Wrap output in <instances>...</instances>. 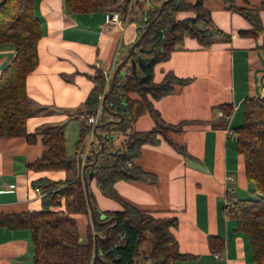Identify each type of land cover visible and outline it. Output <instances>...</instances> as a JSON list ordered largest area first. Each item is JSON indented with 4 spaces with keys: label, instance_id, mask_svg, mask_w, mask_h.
Segmentation results:
<instances>
[{
    "label": "crops",
    "instance_id": "0c3cea01",
    "mask_svg": "<svg viewBox=\"0 0 264 264\" xmlns=\"http://www.w3.org/2000/svg\"><path fill=\"white\" fill-rule=\"evenodd\" d=\"M117 1L107 0L103 10L70 13L64 0H34L43 35L38 45L39 63L27 78L30 132L40 134L48 125L61 126L67 136V125L82 121L77 109L83 106L94 85V72L100 69L106 82L112 77L119 58L127 54L139 31L138 24L126 17L122 24L110 21L112 12L117 10ZM262 1L234 0V3L246 6ZM134 4L136 0H132ZM149 5L147 0L144 9ZM205 6L223 34L203 47L195 36L187 33L170 57L154 67L156 80L170 70L189 78L174 92L155 101L167 122H187L182 129L168 132L177 146L163 137L158 144H144L136 163L155 174V179L118 180L115 187L124 199L139 208L177 216L173 232L180 249L190 256L178 259L175 264H253L247 235L237 230L236 221L225 213L230 199L250 198L254 194L235 133L230 135L228 130L242 124L246 97L264 96V31L256 37L241 36L239 30L251 26L242 14L228 7L224 0H205ZM194 15L192 10L177 13L178 18ZM260 15L264 25V9ZM151 54L144 56L149 60ZM14 55L12 42H0V73ZM129 68L137 77L147 74V68L140 64L135 69L130 65ZM222 103H232L234 110L228 124L218 126L223 115L217 106ZM153 125L148 111L140 113L133 122L137 130L151 129ZM97 142L95 137L92 149ZM43 149L40 136L35 142L22 136L0 137V213L40 209L43 192L40 187L39 190L38 186L33 187L35 178L46 175L59 179L80 173L78 168L70 173L31 169L29 163ZM74 152L68 153L75 155ZM89 187L101 210L122 208L118 200L102 193L95 177L89 179ZM71 217L80 241L85 242L89 216ZM211 235L221 237L223 250L212 247ZM34 252L28 228L0 225V264H35Z\"/></svg>",
    "mask_w": 264,
    "mask_h": 264
},
{
    "label": "trees",
    "instance_id": "16d2710c",
    "mask_svg": "<svg viewBox=\"0 0 264 264\" xmlns=\"http://www.w3.org/2000/svg\"><path fill=\"white\" fill-rule=\"evenodd\" d=\"M149 1V7L137 20L133 19L138 24V38L147 23L156 18L140 43V46L145 47L158 41L147 62V74L143 78L132 73L117 76L113 91L106 97V106L102 107L99 123L103 125L97 129L99 137L105 143L104 147L94 165L90 163L95 160L101 142L98 141V145L91 148L84 171L80 169L75 155L67 152L66 136L61 126L45 128L40 134L30 132L27 128L30 104L27 78L39 63L38 45L43 28L35 11L34 0L0 1V42L10 41L15 46V55L0 73V137L22 136L28 142H35L40 136L44 149L29 163V167L35 171L66 170L70 173L76 168L80 169L76 177L69 175L54 179L43 175L32 180L33 187L38 186L43 192L40 209L0 213L1 226L30 230L35 248V264H142L145 260H150L151 264H175L178 259L190 256L180 249L173 232V227L178 224L177 216L139 208L119 194L115 183L118 180H154L155 174L136 163L142 147L144 144L160 143L161 137L177 146L168 132L180 130L187 123L167 122L155 106V101L174 92L177 86L185 84L189 78L179 77L170 70L162 79L156 80L155 65L170 57L185 34L195 36L206 47L214 42L216 36L222 35L223 31L214 25L205 0H168L159 15V8L164 0ZM224 2L250 22L249 28L239 30L241 36L256 37L264 31L260 15L264 9V1L246 6H237L234 0ZM106 4L107 0H64L65 9L70 13L99 11ZM182 10H192L195 15L178 18L177 13ZM158 30L161 33H157ZM92 77L94 85L83 106L77 109L80 116L94 112L102 103L106 92L104 73L97 69ZM217 107L224 111V116H221L216 125L225 126L234 106L232 103H222ZM113 111L118 112L117 115ZM144 111L149 112L154 125L151 129L137 130L133 122ZM121 116L120 121H113L119 120ZM128 128H132V131L125 148L110 154L113 139L105 141V135L109 134L113 138V130ZM89 129L90 125L82 119L81 140ZM233 130L254 194L250 198L230 199L225 213L236 221V229L247 235L253 264H264V96L246 97L242 124ZM91 171L102 193L122 204L119 210H101L89 187L96 217H114L111 222L98 223L91 219L84 181V175ZM75 214L89 216L85 242L80 241V233L72 220L71 216ZM111 224L113 226L109 236L98 239L100 258L95 251V236H104ZM146 232L151 234L147 237L150 249L141 255L140 245L146 238ZM209 242L216 250L225 248L224 241L219 236L211 235Z\"/></svg>",
    "mask_w": 264,
    "mask_h": 264
},
{
    "label": "water",
    "instance_id": "95a60500",
    "mask_svg": "<svg viewBox=\"0 0 264 264\" xmlns=\"http://www.w3.org/2000/svg\"><path fill=\"white\" fill-rule=\"evenodd\" d=\"M168 0H164L161 5H160V8H159V12H158V15L163 11V8L166 4ZM156 18H153L150 22L147 23V25L144 27L143 31L140 33L139 37L131 44L127 54L120 60V62H118L116 65H115V68H114V71H113V74H112V77H111V80H110V84H109V87L107 89V91L104 93L103 97H102V106H106V97L113 91L114 89V86H115V82H116V78L117 76H123L125 74L124 72V67L126 66V64L130 63V66L135 69L137 64H140L142 65L143 67H146L147 68V61L148 59L144 56V54H149V53H152L153 50L155 49L156 47V44L158 41L154 42L153 46L151 48H145L144 46H140V43L143 39V37L146 35V33L148 32L149 28L151 27L152 23L154 22ZM157 33H161V31H157ZM114 115H117L118 112H115L113 111L112 112ZM122 119V116L119 120H113V121H120ZM103 125V123H98L96 126H95V134H96V137L98 139V141L101 142V147H100V150H98L95 154V160L92 161L90 164L91 165H94L96 162H97V159L100 155V151L103 149L104 147V141L99 137L98 135V127H101ZM112 136H107L105 135V140H109L111 139ZM88 157H90V155H88ZM87 164V163H86ZM86 164L84 165L83 167V171L86 167ZM83 173V172H82ZM93 171H91L88 175H84V181H85V191H86V195H87V202H88V206H89V210H90V216H91V219L94 221V222H98V223H104V222H111L114 217H110L108 219H105L106 216H102L101 219H98L95 215V209H94V205H93V202L90 198V195H89V179H91L94 175H93ZM117 219V218H115ZM113 226V224L109 225L106 229V234L104 236L100 235V234H96V238H95V251H96V255L100 256V254L98 253V250H97V246H98V239L100 238H103V239H106L108 236H109V232H110V229L111 227ZM105 264H108L107 262H105Z\"/></svg>",
    "mask_w": 264,
    "mask_h": 264
},
{
    "label": "rangeland",
    "instance_id": "374dc122",
    "mask_svg": "<svg viewBox=\"0 0 264 264\" xmlns=\"http://www.w3.org/2000/svg\"><path fill=\"white\" fill-rule=\"evenodd\" d=\"M154 1L158 2L157 0H154ZM136 2H137V4L132 5V1H131V5H130L129 4L130 1H128V0H118L117 2H115V4H116L115 7L117 8L118 11L121 12L122 16H126L127 19H129V20L136 19L137 20V18L139 16H141L142 12L144 10H146V9H144L143 5L147 6V0H136ZM129 65H130V63L126 64V66L124 67V72L127 74L131 73ZM109 84H110V82L106 83V87H105L106 90L105 91H107ZM99 106L103 107L102 104H99ZM99 122L100 121H98V123ZM52 127H54V126L48 125L45 128H52ZM113 131H114V136H113V143L109 149L110 154L115 153L114 150H116V149L121 150V149L125 148L126 143L128 142L127 138L129 137V134L132 131V128H128L126 130L115 129ZM66 135H67L66 136L67 137V150L69 153H72L73 151H76V144L75 143H77L76 141H78L81 137V122L79 123V121H75L74 124L69 123L67 125ZM96 140H98L97 137H96ZM150 236H151V234L149 232H146V238L142 241V243L140 245L141 255H143L144 252H147L150 249L149 238L147 239V237H150ZM142 264H151V261L145 260V262L142 261Z\"/></svg>",
    "mask_w": 264,
    "mask_h": 264
},
{
    "label": "built area",
    "instance_id": "2783aa9c",
    "mask_svg": "<svg viewBox=\"0 0 264 264\" xmlns=\"http://www.w3.org/2000/svg\"><path fill=\"white\" fill-rule=\"evenodd\" d=\"M131 1L132 0H130V3H129L130 5H131ZM124 17H126V16H122L120 11L114 10L112 12L111 16H110V21L115 23V24H117V23L118 24L119 23L122 24L126 20ZM110 80H111V78L107 79V82L109 83ZM101 112H102V107L99 106L91 114H86V115H81L80 116L83 120H85V122L87 124L90 125V129L83 136L81 142L79 143V145L76 148V153H75V157H76L77 163L80 166V169H82V170H83L84 165L88 161V155L90 154L92 145L94 143V139H95V136H96V134H95V126H96V124L99 121ZM219 114L224 116V111L219 109ZM228 133L230 135H233L234 134V130L230 129V130H228ZM130 164H132V162H130ZM36 190H39V187H36Z\"/></svg>",
    "mask_w": 264,
    "mask_h": 264
},
{
    "label": "bare ground",
    "instance_id": "6f19581e",
    "mask_svg": "<svg viewBox=\"0 0 264 264\" xmlns=\"http://www.w3.org/2000/svg\"><path fill=\"white\" fill-rule=\"evenodd\" d=\"M128 1H130V0H128Z\"/></svg>",
    "mask_w": 264,
    "mask_h": 264
}]
</instances>
